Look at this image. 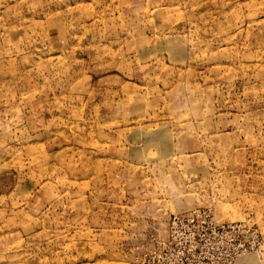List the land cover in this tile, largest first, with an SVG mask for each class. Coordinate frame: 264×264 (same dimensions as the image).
Returning a JSON list of instances; mask_svg holds the SVG:
<instances>
[{"label": "rangeland", "instance_id": "obj_1", "mask_svg": "<svg viewBox=\"0 0 264 264\" xmlns=\"http://www.w3.org/2000/svg\"><path fill=\"white\" fill-rule=\"evenodd\" d=\"M0 264H264V0H0Z\"/></svg>", "mask_w": 264, "mask_h": 264}, {"label": "built area", "instance_id": "obj_2", "mask_svg": "<svg viewBox=\"0 0 264 264\" xmlns=\"http://www.w3.org/2000/svg\"><path fill=\"white\" fill-rule=\"evenodd\" d=\"M199 219H202V224L206 226V228L210 229L211 234L216 237L220 242H222L223 239H228L233 236V233L236 232L235 229H233V232L231 233L229 228H226L225 226L218 227L214 224L212 219L209 215L204 214L203 216L200 215H190L184 217L182 220V223H186L188 227H195L196 222H198ZM243 233L246 234L247 243L240 245V253L239 254H245L248 251H252L255 249L256 244L254 239L258 238L255 231H252L251 229L244 230ZM230 234V235H229Z\"/></svg>", "mask_w": 264, "mask_h": 264}]
</instances>
